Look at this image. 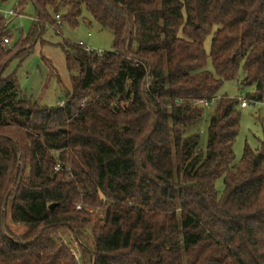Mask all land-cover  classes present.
<instances>
[{
	"label": "trees",
	"instance_id": "obj_1",
	"mask_svg": "<svg viewBox=\"0 0 264 264\" xmlns=\"http://www.w3.org/2000/svg\"><path fill=\"white\" fill-rule=\"evenodd\" d=\"M15 1L36 22L10 47L0 14V264H264V139L234 164L239 99L219 96L243 71L264 101V0ZM83 8L113 51L67 41L73 92L30 102L5 70Z\"/></svg>",
	"mask_w": 264,
	"mask_h": 264
},
{
	"label": "rangeland",
	"instance_id": "obj_2",
	"mask_svg": "<svg viewBox=\"0 0 264 264\" xmlns=\"http://www.w3.org/2000/svg\"><path fill=\"white\" fill-rule=\"evenodd\" d=\"M15 7L16 1L10 0L6 5H3L2 15L5 16L4 12L13 13ZM82 16L86 22H81L76 29H71L66 23L59 25V28L45 27L33 53L24 61L13 60L5 70L4 77L15 75L20 92L25 99L42 107H58L64 96L73 92L80 68L75 59V54L71 52L72 56L69 59L65 53L64 48L67 41L75 44L83 43L85 47H89L94 51L104 53L113 51L112 32L95 23L84 8ZM6 19L10 31L8 36L10 39L9 46L12 47L22 37L28 36L34 27L36 22L35 8L30 4L21 16L11 14ZM210 48L211 38H208L205 42L207 53H209ZM209 69L212 70L210 61ZM244 77V72L240 71L235 81L228 82L223 86L219 96L238 99L247 98V94L253 93L255 88L242 86L241 81ZM213 107L211 106L207 111H210ZM239 110L241 113L240 132L233 146L234 164L241 160L246 146H249L252 150H259L264 139V107L249 106L243 109L239 106ZM207 119L206 115L204 120L207 121ZM203 126L206 128V122ZM203 140L206 142L205 135ZM216 190L219 194L223 193V180L217 182ZM101 215V212L95 213L94 219L97 220ZM7 225L16 235H22L26 231L23 227L13 224L10 219L7 220ZM85 233V238L92 244L89 228L86 229ZM65 235L69 234L66 233ZM62 241L78 261L80 250L76 242L68 236H63Z\"/></svg>",
	"mask_w": 264,
	"mask_h": 264
},
{
	"label": "built area",
	"instance_id": "obj_3",
	"mask_svg": "<svg viewBox=\"0 0 264 264\" xmlns=\"http://www.w3.org/2000/svg\"><path fill=\"white\" fill-rule=\"evenodd\" d=\"M3 6L0 4V14H3V8H2ZM16 15V14H14V13H5L4 12V15H5V17H7L8 15ZM4 43L5 44H10V39L9 38H5L4 39ZM80 45H83V43H80ZM86 50L88 51V52H92V51H94V50H92L91 48H89V47H86ZM102 52H99V54H101ZM207 105V104H206ZM239 106L241 107V108H248L249 106H253V107H255V108H257V107H264V101L263 102H257V101H254V100H250V99H247V98H240L239 99ZM59 166H57L56 167V171H58L59 170Z\"/></svg>",
	"mask_w": 264,
	"mask_h": 264
},
{
	"label": "water",
	"instance_id": "obj_4",
	"mask_svg": "<svg viewBox=\"0 0 264 264\" xmlns=\"http://www.w3.org/2000/svg\"><path fill=\"white\" fill-rule=\"evenodd\" d=\"M54 207H55V205H51V206H50V209H53Z\"/></svg>",
	"mask_w": 264,
	"mask_h": 264
}]
</instances>
